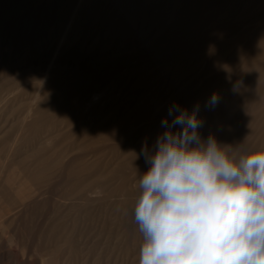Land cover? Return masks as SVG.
Instances as JSON below:
<instances>
[{
    "label": "rangeland",
    "instance_id": "374dc122",
    "mask_svg": "<svg viewBox=\"0 0 264 264\" xmlns=\"http://www.w3.org/2000/svg\"><path fill=\"white\" fill-rule=\"evenodd\" d=\"M188 1L95 0L91 20L67 41L56 56L60 67L48 75L44 65L76 0H44L22 15L26 26L10 25L15 27L1 34L0 79L16 90H0L6 97L0 105V264H140L144 241L135 205L149 168L143 149L155 151L173 105L189 113L198 107L201 137L232 146L230 154L264 149V0H211L208 9L199 8L193 32L180 26L186 32L176 20L192 12ZM8 67L14 75L5 73ZM74 81L83 86L70 94ZM98 90L97 101L83 102ZM213 93L219 101L210 106Z\"/></svg>",
    "mask_w": 264,
    "mask_h": 264
},
{
    "label": "clouds",
    "instance_id": "9594fccd",
    "mask_svg": "<svg viewBox=\"0 0 264 264\" xmlns=\"http://www.w3.org/2000/svg\"><path fill=\"white\" fill-rule=\"evenodd\" d=\"M218 101L213 93L208 104ZM198 110L170 107L155 151L143 149L140 264H264V149L230 154L204 140Z\"/></svg>",
    "mask_w": 264,
    "mask_h": 264
},
{
    "label": "bare ground",
    "instance_id": "6f19581e",
    "mask_svg": "<svg viewBox=\"0 0 264 264\" xmlns=\"http://www.w3.org/2000/svg\"><path fill=\"white\" fill-rule=\"evenodd\" d=\"M43 1L44 0H0V36H1V34L2 33H5L6 31H9L11 28L10 27H15V26H10V25H17L16 27H18V28H22V26H26V23L28 22L27 20H25V21H22L21 20V17H22V15L23 14H27V13H29V12H32V13H34V10H35V8H37V7H43L42 6V3H43ZM175 2H176V0H174ZM183 1V0H182ZM186 1H188V0H186ZM192 1V5L190 6V8L192 9V8H194V9H190V11H192V12H190V13H188V14H183L182 16H177V20L176 21H178V24L177 25H179V27L178 26H176L177 27V29L178 28H181L180 26H187V27H189V30L191 29V28H193L192 26L194 25L193 23H192V21H194L196 18H198L199 16H198V13L200 12V10H199V8H204V7H206V6H208L210 3V1L211 0H191ZM214 1H217V0H213V2ZM218 1H221V0H218ZM249 1H251V0H249ZM248 1V2H249ZM58 2V1H57ZM222 2V1H221ZM225 2V1H224ZM226 2H227V0H226ZM258 2V1H257ZM188 3H189V1H188ZM207 3H208V5H207ZM215 3V2H214ZM218 3V2H217ZM223 3V2H222ZM221 3V4H222ZM228 3H230L231 4V2L228 0ZM252 3V2H251ZM263 3V2H262ZM181 4H182V2H181ZM186 4H187V2H186ZM226 4V3H225ZM247 4V3H246ZM245 3H244V5H246ZM46 5V4H45ZM91 6L90 8H91V11H86L87 9H86V7L87 6ZM173 5H175V3L173 4ZM183 5V4H182ZM206 5V6H205ZM212 5H214V4H212ZM216 6V5H215ZM220 6V5H219ZM232 6V5H231ZM230 6V7H231ZM238 6H240V5H238ZM238 6H233L234 8L235 7H237V8H239ZM242 6H243V4H242ZM264 6V5H263ZM95 7H96V3H95V0H76V2L74 3V5L72 6V8H71V10H69V12H68V15H67V18L66 19H64V21H65V23H64V25H62V29H61V31L59 32V34H58V37H57V39H56V44H55V47L53 48V50H52V53H51V57H50V60L47 62V64H45L44 66H45V71H44V73L46 72V74L48 75V73L50 74V72H51V69H52V67H55V65L56 66H58V67H60V65L58 64V61H57V59H56V56L57 55H59V53L63 50V48L67 45V41L71 38V37H73V36H75V34H76V32L77 31H79L84 25H85V23H87V21H89V20H91V15L90 14H92L93 12H94V10H95ZM163 7V6H162ZM184 7V6H183ZM186 7V6H185ZM226 7V6H225ZM232 7V8H233ZM249 7L250 6H248V9H249ZM253 7V6H252ZM257 7V6H256ZM255 7V8H256ZM258 7H260V3L258 4ZM262 7V6H261ZM130 8V7H129ZM207 8V7H206ZM229 8V7H228ZM245 8V7H244ZM43 9L44 8H42L41 9V13L39 14V16H40V18L43 16ZM131 9V8H130ZM175 9V8H174ZM178 9H180V8H178ZM185 9V8H184ZM196 9H198L199 11L198 12H196ZM208 9V8H207ZM206 9V10H207ZM188 10V9H187ZM210 10V9H209ZM215 10H218L217 8L215 9ZM214 10V11H215ZM239 10H240V8H239ZM250 10H251V8H250ZM249 10V11H250ZM261 10V9H260ZM161 11V10H160ZM184 11V10H183ZM182 11V12H183ZM189 11V10H188ZM255 11V10H254ZM171 12V11H170ZM182 12H180V13H182ZM203 12V11H202ZM210 12H212V11H210ZM108 13V12H107ZM187 13V12H186ZM176 14H178L177 13V10H176ZM203 14V13H202ZM201 14V15H202ZM263 14V13H262ZM55 15H56V13L54 14V17H55ZM261 15V14H260ZM30 16V15H29ZM174 16V18H175V15H173ZM97 17V16H96ZM173 18V17H172ZM204 18H205V16H204ZM208 18H210V17H208ZM259 18V17H258ZM261 18H262V16H261ZM261 18H259V19H261ZM206 21L207 20H212V18H210V19H205ZM30 22H31V20H30ZM41 22L42 21H40V24H41ZM210 21H208V23H209ZM228 22V21H227ZM12 23V24H11ZM14 23V24H13ZM201 23V22H200ZM204 23H206V22H204ZM212 23H214V21L212 22L211 21V25L213 26V24ZM220 23V22H219ZM30 24V23H29ZM210 24V23H209ZM209 24L207 25V26H209ZM221 24V23H220ZM28 25V24H27ZM51 25H52V23H51ZM191 25V26H190ZM223 25V27H224V24H222ZM222 25H220V26H222ZM41 26V25H40ZM48 26V25H47ZM46 26V27H47ZM94 26V25H93ZM211 26V27H212ZM187 27H184V28H187ZM191 27V28H190ZM198 27H200V26H198ZM210 27V26H209ZM17 28V29H18ZM14 29V28H13ZM33 29V28H32ZM183 28H181V30H182ZM194 29V28H193ZM223 29V28H222ZM19 30V29H18ZM42 30V29H41ZM174 30H176V28L175 29H173V31ZM180 30V31H181ZM184 30V29H183ZM11 31V30H10ZM13 31V30H12ZM48 31V30H47ZM46 31V32H47ZM94 31V30H93ZM142 31V30H141ZM177 31H179V30H177ZM176 31V32H177ZM184 31H186V30H184ZM191 31V30H190ZM198 31V30H197ZM202 31V30H201ZM213 31V30H212ZM212 31L209 33L210 34V38H211V36L212 35H215L217 32L216 31H218V30H216L215 32L213 31V33H215V34H212ZM183 32V31H182ZM182 32H177L179 35H183L184 34V32H183V34H182ZM186 32H188V28H187V31ZM191 32H193V31H191ZM195 32V31H194ZM220 32V31H219ZM11 33V32H10ZM10 33H8V34H6V36L5 37H9L8 39H12V37H11V35H9ZM140 33V32H139ZM138 33V35H140ZM205 35L207 34V32L206 33H204ZM203 34V35H204ZM209 34H207V36H209ZM219 34V33H218ZM9 35V36H8ZM14 35V34H13ZM95 35V34H94ZM138 35H137V37H138ZM167 35V34H166ZM178 35V36H179ZM191 35V34H190ZM189 35V36H190ZM219 35H221V33L219 34ZM16 36V35H15ZM127 36V35H126ZM187 36V35H186ZM186 36H184V37H186ZM207 36H206V39H208L207 38ZM225 36V35H224ZM4 37V38H5ZM142 37V36H141ZM140 37V38H141ZM216 37V36H215ZM14 38V37H13ZM175 38V37H174ZM174 38H172V39H174ZM180 37H178V38H176V39H179ZM190 38V37H189ZM209 38V39H210ZM212 38H213V36H212ZM211 38V39H212ZM6 39V38H5ZM14 39H16V38H14ZM110 39H112V38H110ZM216 39V38H215ZM1 40V39H0ZM13 40V39H12ZM48 40V39H47ZM54 40V39H53ZM161 40V39H160ZM168 40V39H167ZM169 40H170V37H169ZM168 40V41H169ZM130 41V40H129ZM180 41V40H179ZM204 41H206V40H204ZM207 41H209V40H207ZM211 41V40H210ZM167 42V41H166ZM170 43H173V41L171 42V40L169 41ZM3 43V42H2ZM163 43V42H162ZM1 44V43H0ZM166 44V43H165ZM168 44V43H167ZM183 44V43H182ZM175 46V45H174ZM176 46H178V45H176ZM106 47V46H105ZM133 47H135V45L133 46ZM116 48V47H115ZM136 48V47H135ZM113 49H114V47H113ZM130 49H131V47H130ZM121 51V50H120ZM124 51V50H123ZM126 52V51H125ZM124 52V53H125ZM129 52V51H128ZM39 53V52H38ZM117 53V52H116ZM123 53V52H122ZM40 56H41V50H40ZM39 54H37L38 56H39ZM45 54V53H44ZM35 55H36V53H35ZM36 55V58L38 59V56ZM39 56V57H40ZM106 56H108V55H106ZM105 57V56H104ZM33 58V57H32ZM122 58H124V57H122ZM42 59V58H41ZM124 60V59H123ZM37 61V60H36ZM46 61V60H45ZM116 61V60H115ZM141 61V60H140ZM38 62L40 63V60H38ZM37 63V62H36ZM44 63H46V62H44ZM119 63V62H118ZM124 63H126V61L124 62ZM58 64V65H57ZM144 64H146V63H144ZM115 65H117V64H115ZM127 65V64H126ZM141 65V64H140ZM38 66H40V64L38 65ZM112 66H114V65H112ZM143 66V65H142ZM142 66H140V67H142ZM117 67V66H116ZM120 67V66H119ZM122 67H124V65H122ZM42 68V67H41ZM121 68V67H120ZM127 68V67H126ZM126 68L125 69H123L122 71H124V70H126ZM139 68V67H138ZM109 69V68H108ZM141 69V68H140ZM143 69V68H142ZM11 70V68L10 67H8L6 70H5V73H6V71H8V73L7 74H9V71ZM107 70V69H106ZM114 70V69H113ZM117 70H119V68L117 67ZM128 70V69H127ZM132 70V69H131ZM4 71V70H3ZM3 71H1V73H0V75H2L3 73ZM112 71V70H111ZM121 71V72H122ZM143 71V70H142ZM11 72V71H10ZM13 72L14 71H12V74L10 73L9 74V76L10 75H14L13 74ZM115 72V71H114ZM125 72V71H124ZM130 72V71H129ZM53 73V72H52ZM108 73H111L110 71L108 72ZM128 73V72H127ZM127 73H124V74H127ZM7 74H4V75H7ZM45 74V75H46ZM104 74V73H103ZM119 74V73H118ZM112 75V74H111ZM110 75V76H111ZM115 75H116V73H115ZM104 76V75H103ZM109 76V77H110ZM14 77V76H13ZM47 77V76H46ZM1 78L2 79H0V90H5L6 92L9 90V91H15L16 90V87H14V85H13V87H8L6 84L7 83H9L8 81V78L9 77H7L6 79L8 80L7 81V83H5V79L1 76ZM11 78V77H10ZM15 78V77H14ZM14 78H13V80H14ZM49 78V77H48ZM113 78V77H112ZM49 79H51V78H49ZM62 80V79H61ZM42 81H44V80H42ZM51 81V80H50ZM60 80H58V82H59ZM105 81V80H104ZM12 83V82H11ZM14 84H15V82H13ZM46 83V82H45ZM62 83V82H61ZM51 84V83H50ZM59 84V83H58ZM57 84V85H58ZM8 85H10V84H8ZM16 85V84H15ZM50 86V85H49ZM67 86V85H66ZM81 86V84L79 85V83L76 81H74V82H72L68 87H67V89L70 91V94H71V91L72 90H76L77 89V91H78V89L79 88H81L80 87ZM8 87V88H7ZM60 87V86H59ZM79 87V88H78ZM106 87V86H105ZM121 87V86H120ZM124 87V86H123ZM7 88V89H6ZM18 88V87H17ZM58 90H60V89H58ZM96 91V90H95ZM91 92V93H89V95H87V97H84L85 99H83V102L84 103H86L87 105H89V104H93L95 101H97L98 99H99V96L102 94L101 93V91H97V92ZM121 91V90H120ZM2 92V91H1ZM4 92V91H3ZM64 91H62V93H63ZM85 92V91H84ZM64 93H66V92H64ZM13 94V93H12ZM69 94V95H70ZM80 94V93H79ZM85 94H86V92H85ZM10 95H11V93H10ZM9 95V96H10ZM81 95V94H80ZM1 96H2V94H1ZM7 96V95H6ZM8 96V97H9ZM63 96V95H62ZM85 96V95H84ZM13 97V96H12ZM11 97V98H12ZM70 96H67L66 98H69ZM65 98V97H64ZM72 98V97H71ZM79 98V97H78ZM83 98V97H82ZM13 99V98H12ZM78 100V99H77ZM5 101H6V97L5 96H3V97H0V105H3L4 103H5ZM54 101V100H53ZM67 101H68V99H67ZM60 102V101H59ZM58 102V103H59ZM81 102V101H80ZM55 103V102H54ZM78 104V103H77ZM76 104V105H77ZM54 107V106H53ZM211 109V108H210ZM213 112V111H212ZM223 114V113H222ZM43 161V160H42ZM43 162H45V161H43ZM40 164V163H39ZM44 168V167H43ZM42 168V169H43ZM46 168V167H45ZM37 169V168H36ZM40 169V168H39ZM35 170V169H34ZM47 170V169H46ZM49 170V169H48ZM40 171V170H39ZM77 171H79V170H77ZM23 172V171H22ZM31 172V171H30ZM37 172V171H36ZM45 172H47V171H45ZM70 172V171H69ZM39 173V172H38ZM41 173V172H40ZM43 173V172H42ZM42 173H41V175H42ZM48 173V172H47ZM71 173V172H70ZM78 173V172H77ZM27 174H29V173H27ZM46 174V173H45ZM44 174V175H45ZM79 174V173H78ZM9 175V174H8ZM22 174H20V176H21ZM32 175V178H33V175H34V173L33 174H31ZM30 175V176H31ZM54 175V174H53ZM75 175V174H74ZM12 176H14V175H12ZM24 176V175H23ZM37 177H38V175H36ZM75 176H77V174L75 175ZM79 176V175H78ZM42 177V176H41ZM17 178V177H16ZM18 178H19V176H18ZM17 178V179H18ZM22 178V177H21ZM26 178H27V176H26ZM31 178V179H32ZM36 178V177H35ZM32 179V180H36V179ZM51 178V177H50ZM10 179H13L12 177L10 178ZM30 179V180H31ZM38 179H41V178H38ZM36 180V181H39V180ZM68 179V178H67ZM70 179V178H69ZM7 180V179H6ZM6 180H4V181H6ZM24 180V179H23ZM25 180H27V179H25ZM31 180V181H32ZM15 181V180H14ZM6 182H9L8 180L6 181ZM27 182V185H28V181H26ZM26 182H23L24 183V185L26 184ZM46 182V181H45ZM79 182V181H78ZM11 183V182H10ZM14 183V182H13ZM21 183V182H20ZM19 183V185L21 186V184ZM23 183H22V185H23ZM73 183V182H72ZM5 184H9V183H5ZM30 184V183H29ZM63 184V183H62ZM27 185H25V186H27ZM37 186H38V184H36ZM41 185H43V184H41ZM71 185V184H70ZM24 186V187H25ZM34 186V185H33ZM39 186H40V184H39ZM13 187H14V185H13ZM12 187V188H13ZM16 187H18V186H16ZM30 187H32V186H30ZM72 187V186H71ZM81 187H83V185L81 186ZM23 187H18L17 189H22ZM35 188V187H34ZM38 188V187H37ZM77 188V187H76ZM9 189V188H8ZM39 189V188H38ZM43 189V188H42ZM71 189V188H70ZM11 190V189H10ZM14 190V189H13ZM12 190V191H13ZM40 190V189H39ZM79 190H81V188H79ZM15 191V190H14ZM13 191V193L14 194H12V196L14 197L13 199H11L12 200V202L15 200V192ZM20 191V193H21V190H19ZM35 191H37V190H35ZM70 191V190H69ZM7 192V191H6ZM77 192H78V189H77ZM92 192V191H91ZM9 193V192H8ZM27 193V192H26ZM39 193V192H38ZM41 193V192H40ZM69 193V192H68ZM68 193H67V195H68ZM96 193V192H95ZM5 194V193H4ZM21 194H23V192L21 193ZM21 194H19L20 196H22ZM29 194V193H28ZM27 194V195H28ZM33 194V193H32ZM37 194V193H36ZM74 195L75 194V192L74 193H71V195ZM77 194V193H76ZM90 194V193H89ZM8 195V194H7ZM18 195V194H17ZM16 195V196H17ZM26 195V196H27ZM40 195V194H39ZM93 195H95V194H93ZM9 196V195H8ZM7 196V197H8ZM32 196H34V195H32ZM88 196V195H87ZM92 196V195H91ZM96 196H97V194H96ZM17 197H19V196H17ZM16 197V199L17 200H15V202H17L18 201V199L19 198H17ZM71 196H69L68 197V199L70 198ZM11 198V197H10ZM23 198V197H22ZM29 198V197H28ZM31 198V197H30ZM38 198V197H37ZM37 198H36V200H37ZM66 199H67V197H65ZM67 199V200H68ZM21 200H23V199H21ZM27 200V199H26ZM10 201V200H9ZM28 201V200H27ZM31 201V200H30ZM33 201V200H32ZM64 201V200H63ZM62 202V201H61ZM60 202V203H61ZM66 202V201H65ZM72 202V201H71ZM18 203H20V202H18ZM36 203V202H35ZM67 203V202H66ZM94 203V202H93ZM21 204V203H20ZM24 204V203H23ZM81 204H84L83 202L81 203ZM95 204V203H94ZM22 205V204H21ZM63 205H65V204H63ZM52 206V205H51ZM68 206V205H67ZM23 207V206H22ZM70 207V206H69ZM83 207V206H82ZM52 208V207H51ZM72 208V207H71ZM73 208H75V207H73ZM18 209V208H17ZM60 209H61V207H60ZM69 209V208H68ZM2 210V209H1ZM0 210V211H1ZM5 210V209H4ZM16 210V209H15ZM14 210V211H15ZM96 210H97V207H96ZM24 211V210H23ZM52 211V210H51ZM59 211V210H58ZM69 211H71V209L69 210ZM68 211V212H69ZM96 212V211H95ZM9 213H11V212H9ZM60 212H58V214H59ZM66 213V212H65ZM70 213V212H69ZM68 213V214H69ZM52 214H53V212H52ZM57 214V213H56ZM67 214V215H68ZM1 215V214H0ZM64 215H66V214H64ZM74 215H75V213H74ZM5 216V215H4ZM51 217V216H50ZM54 217V216H53ZM59 217V216H58ZM74 217V216H73ZM82 217V216H81ZM14 218V217H13ZM66 218H68V217H66ZM4 219V218H3ZM52 219V218H51ZM61 219V218H60ZM65 219V218H64ZM97 219V218H96ZM62 220V219H61ZM98 221V220H97ZM96 221V222H97ZM45 222H47V221H45ZM48 222H49V220H48ZM62 222V221H61ZM65 222V221H64ZM73 222V221H72ZM86 222H87V220H86ZM94 222H95V220H94ZM93 222V223H94ZM110 222V221H109ZM108 222V224L110 225V223ZM12 223V222H11ZM44 223V222H43ZM81 223H82V219H81ZM100 223H102L103 224V222L101 221ZM105 223V222H104ZM112 223V222H111ZM3 224V223H2ZM1 224V225H2ZM91 224H92V222H91ZM106 225H107V223H105ZM43 225H45V224H43ZM50 225H52V224H50ZM58 225V224H57ZM88 225V224H87ZM99 225H101V224H99ZM8 226V225H7ZM6 226V227H7ZM35 226V225H34ZM55 226V225H54ZM71 226V225H70ZM96 226H97V224H96ZM95 226V227H96ZM108 226V225H107ZM51 227V226H50ZM73 227V226H72ZM80 228H81V226H79ZM94 227V225H92V227L91 228H93ZM100 227V226H99ZM109 227V226H108ZM19 228V227H18ZM44 228V227H43ZM84 228V227H83ZM90 228V227H89ZM101 228V227H100ZM107 228V227H106ZM109 228H111V227H109ZM23 229V228H22ZM41 229V228H40ZM70 229V228H69ZM86 229V228H85ZM14 230H16L15 228H14ZM73 230V229H72ZM89 230H91V229H89ZM11 231V230H10ZM23 231V230H22ZM60 231H61V229H60ZM88 231V230H87ZM41 232V231H40ZM43 232V231H42ZM41 232V233H42ZM53 232V231H52ZM62 232H64V230L62 229ZM70 232V231H69ZM90 233L92 232V231H89ZM88 232V233H89ZM96 232H97V230H96ZM18 233V232H17ZM22 233V232H21ZM66 233H68V232H66ZM89 233V234H90ZM12 234H14V233H12ZM24 234V233H23ZM53 234V233H52ZM94 234V233H93ZM46 235V234H45ZM57 235V234H56ZM71 235V234H70ZM77 235H79V234H77ZM18 236V235H17ZM44 236V235H43ZM51 236V235H50ZM99 236V235H98ZM37 237H39L40 238V235L39 236H37ZM47 237V236H46ZM46 237H45V239H46ZM58 237H59V235H58ZM70 237V236H69ZM79 237V236H78ZM11 238V237H10ZM19 238H20V236H19ZM18 238V239H19ZM43 238V237H42ZM41 238V239H42ZM82 238V237H81ZM88 238V237H87ZM96 238H98V237H96ZM38 239V238H37ZM59 239V238H58ZM84 239H85V237H84ZM22 240V239H21ZM28 239L26 238V241H27ZM39 240V239H38ZM37 240V241H38ZM48 240V239H47ZM56 240V239H55ZM66 240V239H65ZM79 240H81V239H79ZM86 240V239H85ZM23 241V240H22ZM26 241H25V243H26ZM46 241V240H45ZM64 241V240H63ZM74 241H75V239H74ZM77 242H78V239L76 240ZM84 241V240H83ZM24 242V241H23ZM29 243V242H28ZM38 243V242H37ZM78 243H80V242H78ZM22 244V243H21ZM34 244H35V242H34ZM42 244H43V242H42ZM45 244V243H44ZM52 244V243H51ZM54 244V243H53ZM53 244H52V246H53ZM19 245H20V243H19ZM23 245H24V243H23ZM39 245V244H38ZM77 245V244H76ZM76 245H75V248H76ZM81 245V244H80ZM34 246V245H33ZM36 246V245H35ZM17 247V246H16ZM24 247H26V246H24ZM40 247V246H39ZM42 247V246H41ZM90 247V246H89ZM96 247V246H95ZM32 248H34V247H32ZM65 248H67V247H65ZM87 248V247H86ZM97 248V247H96ZM133 248V247H132ZM35 249V248H34ZM63 249V248H62ZM88 249V248H87ZM47 250H49V249H47ZM46 250V251H47ZM51 250V249H50ZM53 250H54V247H53ZM58 250H59V248H58ZM83 250H86V249H83ZM33 251V250H32ZM45 251V252H46ZM97 251V250H96ZM34 252V251H33ZM93 252V251H92ZM6 253V252H5ZM80 254V253H79ZM78 254V255H79ZM82 254V253H81ZM85 254V253H84ZM87 254H90V253H87ZM66 255H68V254H66ZM83 255V254H82ZM81 255V256H82ZM12 256V255H11ZM46 256V255H45ZM69 256V255H68ZM80 256V255H79ZM14 257V256H13ZM20 257H21V255H20ZM56 258V257H55ZM18 259V258H17ZM27 259H29V258H27ZM64 259V258H63ZM94 259V258H93ZM39 260H41V259H39ZM48 260V259H47ZM57 261V260H56ZM74 262V261H73ZM91 262H93V261H91ZM66 263H67V261H66ZM81 263V262H80ZM85 263V262H84ZM92 264V263H91ZM93 264H94V262H93Z\"/></svg>",
    "mask_w": 264,
    "mask_h": 264
}]
</instances>
